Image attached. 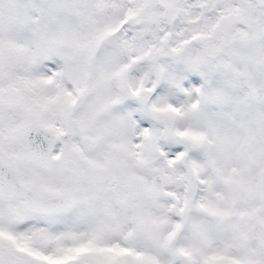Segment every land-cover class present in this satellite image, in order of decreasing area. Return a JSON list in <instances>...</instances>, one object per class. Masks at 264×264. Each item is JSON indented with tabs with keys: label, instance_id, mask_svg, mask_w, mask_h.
<instances>
[{
	"label": "snow or ice",
	"instance_id": "snow-or-ice-1",
	"mask_svg": "<svg viewBox=\"0 0 264 264\" xmlns=\"http://www.w3.org/2000/svg\"><path fill=\"white\" fill-rule=\"evenodd\" d=\"M0 264H264V0H0Z\"/></svg>",
	"mask_w": 264,
	"mask_h": 264
}]
</instances>
